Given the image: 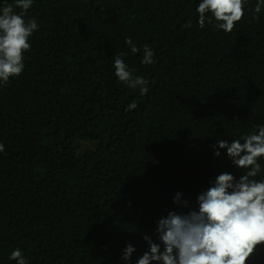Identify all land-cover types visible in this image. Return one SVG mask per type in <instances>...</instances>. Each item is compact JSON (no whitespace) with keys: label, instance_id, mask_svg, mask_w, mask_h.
Returning a JSON list of instances; mask_svg holds the SVG:
<instances>
[{"label":"trees","instance_id":"1","mask_svg":"<svg viewBox=\"0 0 264 264\" xmlns=\"http://www.w3.org/2000/svg\"><path fill=\"white\" fill-rule=\"evenodd\" d=\"M199 2L34 0L24 71L0 87V264H16V248L29 264H126L129 243L135 264L144 235L160 243L161 217L196 209L217 175H242L212 145L264 124V9L254 19L247 0L225 34L199 28ZM121 52L146 95L114 76ZM249 264H264V248Z\"/></svg>","mask_w":264,"mask_h":264},{"label":"clouds","instance_id":"2","mask_svg":"<svg viewBox=\"0 0 264 264\" xmlns=\"http://www.w3.org/2000/svg\"><path fill=\"white\" fill-rule=\"evenodd\" d=\"M34 0H12L0 7V87L7 85L11 78H18L25 68V54L31 51L30 38L40 28L36 17L28 12ZM247 0H200L196 12L198 26L206 24L225 34L232 33L236 24L245 16ZM19 9V11H17ZM264 9V0H256L251 9L253 18L259 19ZM185 27H191L188 21ZM125 44L132 54L141 51L131 37ZM141 63L152 65L154 50L143 45ZM121 52L113 58L114 76L131 89H139L140 95L149 92V81L141 76H133ZM138 107L134 101L125 111ZM254 131L241 135L231 142L220 139L212 145L214 155L219 157V149H226L232 165L242 169L237 179L229 172L217 175L211 186L198 194L196 209L186 213L168 212L156 223V235L160 243L144 235L148 245L135 264H249L259 248H264V178L256 179L264 172V124L253 125ZM5 146L0 142V152ZM181 193L173 202L180 204ZM188 207V201H183ZM136 248L131 244L123 249L121 259L131 264ZM9 260L16 264H29L19 248L11 251Z\"/></svg>","mask_w":264,"mask_h":264}]
</instances>
